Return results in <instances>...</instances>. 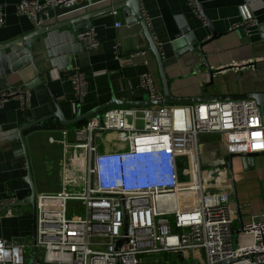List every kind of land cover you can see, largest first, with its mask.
Wrapping results in <instances>:
<instances>
[{"label": "built area", "instance_id": "2783aa9c", "mask_svg": "<svg viewBox=\"0 0 264 264\" xmlns=\"http://www.w3.org/2000/svg\"><path fill=\"white\" fill-rule=\"evenodd\" d=\"M78 1L20 0L16 12L38 26L37 12L52 3L66 8ZM188 2L195 9L194 0ZM252 7V0L241 6L250 12ZM249 11L247 21L252 20ZM4 22L0 8V27ZM75 42L86 50L99 44L91 29L78 32ZM70 73L76 105L87 93V82L78 68ZM140 86L150 101L163 99L151 74L140 76ZM10 98L25 108L29 91L0 92V106ZM71 132V142L68 130L61 139L49 138L63 148L60 190L35 195V245L28 246L35 247L41 263L146 264L142 258L150 255L189 252L192 258L199 250L204 264L230 258H241L231 264H264V211L243 224L248 241L238 244L232 194L220 189L228 177L225 161L202 167L198 147L200 135L215 133L227 154L264 151V124L254 100L113 106L100 113V121L92 116ZM106 133L125 146L101 152L97 136ZM17 201L0 197V215H8ZM24 246L0 237V263H27L31 254L25 255Z\"/></svg>", "mask_w": 264, "mask_h": 264}, {"label": "crops", "instance_id": "0c3cea01", "mask_svg": "<svg viewBox=\"0 0 264 264\" xmlns=\"http://www.w3.org/2000/svg\"><path fill=\"white\" fill-rule=\"evenodd\" d=\"M19 1L0 0V8L5 14V22L0 27V46L30 34L37 27L30 18L16 12ZM252 1L253 10L250 12L241 8L244 0H197L218 33L202 47V55L197 46L208 41L212 33L197 8L194 9L188 0H138L142 19L147 22L162 53L174 96L201 97L205 93L230 95L264 91V1ZM132 3L131 0H79L70 7L57 6L41 13L38 27L80 21L94 13L91 30L99 44L86 50L75 41L71 42L65 36L66 32H72L75 36L83 30L81 27L74 31L71 25L63 26L49 36H39L29 50L42 77L40 83L31 88H28V84L37 77V73L30 63L12 72L7 62H0V92L8 88H25L29 91L27 107L24 108L21 101L15 98L8 99L0 106V197L15 196L20 200L29 194V184L25 181L28 167L36 194L60 190L63 148L60 143L50 142L49 138L61 139V132L68 130L67 140L71 142L74 139L71 130L83 126L92 117L67 125L59 118L51 117L56 105L65 119L71 120L76 116L77 104L73 103L74 92L69 78L73 68L81 70L87 82V93L79 104L81 114L106 104L112 97L127 101L146 96L140 86V76L144 73L152 75L157 89L162 93L157 61L148 49V40L140 20L131 12ZM248 11L251 21L246 18ZM236 24L239 26L234 28ZM177 41L180 43L177 44ZM60 47L68 49L66 60L53 53V49ZM204 56L213 72L211 77L202 65ZM211 79L213 84L205 87L204 84ZM37 120L40 122L34 123ZM30 123L32 125L22 131L26 159L16 131ZM98 140L101 152L115 151L125 146L113 133L99 135ZM198 147L200 162L204 166L225 161L227 151L219 134L200 135ZM257 157L264 160L263 156ZM233 165L234 171H242L237 158ZM257 168L264 171V164ZM222 182L220 189L232 193L229 175ZM232 207L236 212L234 201ZM246 208L247 205L239 204L240 214L246 215L243 224L264 211L261 209L260 213L247 214ZM8 211V215H0V237L31 244L34 222L31 208L12 206ZM174 257L168 260L162 256L145 263L176 264L177 254ZM184 257L185 261L193 260L189 252Z\"/></svg>", "mask_w": 264, "mask_h": 264}, {"label": "water", "instance_id": "95a60500", "mask_svg": "<svg viewBox=\"0 0 264 264\" xmlns=\"http://www.w3.org/2000/svg\"><path fill=\"white\" fill-rule=\"evenodd\" d=\"M131 1H133L132 6H131V9L133 11H131V12L136 19L140 20V24H142L146 38L148 40V49L153 52V54L156 58V61H157L158 73H159V78H160L161 87H162L163 99L161 101H150L147 94H145L146 96H137V97H134L132 100H127V101L117 100L114 97H112V99L109 102H107L106 104L95 107L85 114L80 113V109H79L80 101H77L76 116L73 119H71V120L65 119L62 112L60 111V109L57 105H56V110L54 113L51 114V117H57V118H59V120L63 124L67 125V124L75 123L76 121H78L82 118L88 117V116L89 117L90 116H96L98 118V120L100 121V113L102 111L110 108V107H113V106L147 107V106L161 105V104L190 105V104L203 103V102L252 99L257 103V105L260 108L261 119H262V122L264 124V91L263 92L243 93V94H230V95H218V94L217 95H211L209 93H205L201 97H178V96H174L172 94L171 88H170L171 80L167 76L165 69H164V62H163L162 53L160 52L158 45L154 41L153 35L149 30L147 22L142 19V14H141L140 9H139L138 0H131ZM194 2L196 5L198 14L206 21V24L212 33V36H210L208 38V41L197 46L198 51L203 55L202 47L206 43L211 41L213 38L217 37L218 33L213 28V26L210 24L209 20L206 18L205 14H204L203 7L197 2V0H194ZM56 7H57V4L52 3L50 6H48L44 10L37 12L35 15L36 21H38L41 13L48 11V10H52ZM93 16H94V13H90V14L84 16L83 18H81L80 21L78 20L79 22L78 21L69 22V23L62 22V23L57 24L55 26H47V27H43V26L38 27L37 26L36 29L33 32H31L30 34H27L25 36H20L19 38H15V39L1 45L0 49L2 50V55H0V62L2 64H5L7 62L10 65L9 70L12 72L17 71L22 66L30 63L31 66L35 69V71L37 73V77L31 83L28 84V88H31L33 85L39 84L40 78L42 77V72H40L36 67L32 51L29 50V48H31L32 42L36 41L39 36H41L43 34L48 35L51 32L56 31L57 29H60L61 27L66 26V25H71L72 29L74 31H78V29L81 27L83 29L82 31H88L91 29V26H92L91 18ZM81 22H83V23H81ZM65 36L67 38L69 37L71 42L75 41V38H74L75 36L72 34V32H69V33L66 32ZM53 37H54V34H53ZM179 43H180V41H177V44H179ZM19 45H22V46H19ZM65 47H68V46L65 45ZM65 47L55 48V49H53V53L57 57L58 56L64 57V60H66L65 57H66V55H68L69 52H68V49H66ZM4 50H8V52L7 51L5 52ZM202 65H203V67L207 68V71L211 77L213 75V72L210 69L209 63L206 61L205 56L203 58V64ZM209 84H213L212 79L207 84H204V86L206 87ZM39 122H40V120H37L34 123H39ZM30 125H32V124L31 123L26 124L25 126L19 128L16 131L17 137L21 141H22V131L24 129H26L27 127H29ZM22 147H23L24 156L27 159L26 152H25L26 148H25V144L23 141H22ZM259 155L264 157V151L258 152V153H251V154L230 153V154H227L225 157L224 166L227 168L228 175H229L230 180H231V186H232L231 187L232 188L231 194L233 197L234 207L236 209V215H237V226L234 230V235H236V236L240 232H242L243 222H242L241 214H240V210H239V202H238L237 196H236V188H235V183H234V170H233L234 165H233V162H234V159L237 158L240 161L242 168L244 170H249V169H252L254 166L255 157H257ZM25 181L29 184L30 192L26 197L18 200L16 202L15 206H29L31 208L32 215L34 217V215H35L36 190H35V186H34V183L32 181V178H31L29 167L27 168ZM125 229H126V217L124 216V227H123L124 233H125ZM122 242L123 241L117 242L115 244V246L118 247L119 244ZM31 244H32V246L35 245L34 222H33V228H32ZM177 258H178V261L185 260L182 253H178ZM239 260H241V258H230V259H226V260L214 263V264H231V263L237 262ZM189 263L190 264H199L198 260H191ZM0 264H6V263H0ZM25 264H44L38 260V255H37V252L35 251V247H33L30 260Z\"/></svg>", "mask_w": 264, "mask_h": 264}, {"label": "rangeland", "instance_id": "374dc122", "mask_svg": "<svg viewBox=\"0 0 264 264\" xmlns=\"http://www.w3.org/2000/svg\"><path fill=\"white\" fill-rule=\"evenodd\" d=\"M99 144V140L97 141ZM101 150V147H100ZM208 152V151H207ZM264 164L263 159H258L255 157L254 166L252 169L244 170L237 172L234 171V183L236 188V196L239 204L247 205L246 213H260L261 209H264V171L262 169L257 168V166H262ZM201 166H204L201 161ZM59 188V187H58ZM233 200V197H232ZM70 203V202H69ZM232 206V204H231ZM241 219L244 222L246 220L245 213L241 214ZM236 238V235H234ZM247 237L240 232L237 235L238 244H244L247 242ZM25 255L32 254L31 248L25 244L24 246ZM164 256L168 260L175 259V255L173 254H162V255H150L149 258L143 257V263L154 261L160 257ZM193 260H198L199 264H204L205 259L202 251L195 250L192 255ZM153 264V263H152Z\"/></svg>", "mask_w": 264, "mask_h": 264}, {"label": "flooded vegetation", "instance_id": "af4514ba", "mask_svg": "<svg viewBox=\"0 0 264 264\" xmlns=\"http://www.w3.org/2000/svg\"><path fill=\"white\" fill-rule=\"evenodd\" d=\"M190 261H188V260H182V261H177V263L176 264H190L189 263Z\"/></svg>", "mask_w": 264, "mask_h": 264}, {"label": "trees", "instance_id": "16d2710c", "mask_svg": "<svg viewBox=\"0 0 264 264\" xmlns=\"http://www.w3.org/2000/svg\"><path fill=\"white\" fill-rule=\"evenodd\" d=\"M161 255V254H160Z\"/></svg>", "mask_w": 264, "mask_h": 264}]
</instances>
